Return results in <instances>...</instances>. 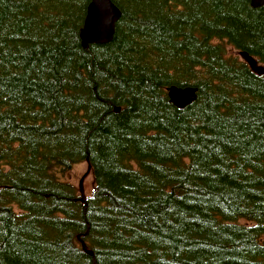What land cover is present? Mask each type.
<instances>
[{"label":"trees","instance_id":"1","mask_svg":"<svg viewBox=\"0 0 264 264\" xmlns=\"http://www.w3.org/2000/svg\"><path fill=\"white\" fill-rule=\"evenodd\" d=\"M110 1L85 49L91 0H0V264H264V75L227 50L264 67L263 7Z\"/></svg>","mask_w":264,"mask_h":264},{"label":"water","instance_id":"2","mask_svg":"<svg viewBox=\"0 0 264 264\" xmlns=\"http://www.w3.org/2000/svg\"><path fill=\"white\" fill-rule=\"evenodd\" d=\"M253 8L263 7L264 0H249ZM120 18V11L110 0H91L81 32V42L83 48H88L89 45L98 44L104 45L112 41L115 24ZM241 59L248 64L251 70L261 76L264 75V67L258 65L256 60L248 54L241 52ZM196 89L193 87H177L171 86L167 89V95L170 102L178 109H184L195 100ZM118 108L115 112H118ZM90 172L88 166L87 173ZM87 173L80 179L78 190L80 201L85 199V192L83 187L84 179Z\"/></svg>","mask_w":264,"mask_h":264},{"label":"rangeland","instance_id":"3","mask_svg":"<svg viewBox=\"0 0 264 264\" xmlns=\"http://www.w3.org/2000/svg\"><path fill=\"white\" fill-rule=\"evenodd\" d=\"M228 53L233 56H237L240 58V55H237L232 49L227 48ZM87 165L85 162L76 164L72 167V169L65 173L63 179L71 182L75 186L78 187L80 179L87 173ZM85 196L89 195L92 189V177L87 173L84 182H83Z\"/></svg>","mask_w":264,"mask_h":264},{"label":"bare ground","instance_id":"4","mask_svg":"<svg viewBox=\"0 0 264 264\" xmlns=\"http://www.w3.org/2000/svg\"><path fill=\"white\" fill-rule=\"evenodd\" d=\"M115 32V31H114Z\"/></svg>","mask_w":264,"mask_h":264}]
</instances>
